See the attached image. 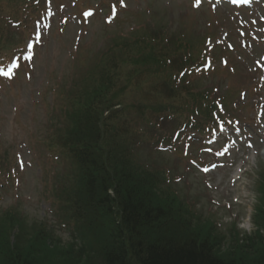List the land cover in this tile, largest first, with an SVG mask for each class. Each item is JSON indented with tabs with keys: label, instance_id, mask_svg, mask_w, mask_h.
I'll use <instances>...</instances> for the list:
<instances>
[{
	"label": "trees",
	"instance_id": "trees-1",
	"mask_svg": "<svg viewBox=\"0 0 264 264\" xmlns=\"http://www.w3.org/2000/svg\"><path fill=\"white\" fill-rule=\"evenodd\" d=\"M140 41L145 49L140 65L153 64L158 45H150L153 52L146 54L145 37ZM179 44L182 66L204 62L201 51L205 41L181 36ZM6 48L11 54L16 44ZM126 60L123 57L120 62ZM115 61L98 60L80 84L66 90L60 83L56 90L58 117L64 120L59 128L63 132L61 147L69 150L72 166L53 185V202L59 220L68 227H48L47 219L31 225L36 237L55 244L58 257L52 264H264V238L242 237L233 223L227 225L232 227L227 231L213 234V229L221 226L187 208L170 166L143 152L141 145L123 132V126L135 118L145 121L149 127L145 144L149 142L151 127H156L147 116L149 110L179 118L197 112L207 121L213 120L218 111L215 99L211 95L184 98L175 79L172 86L166 83L171 99L130 104L125 86L128 71L124 82L117 79L119 73L114 75L113 69L119 68L120 62ZM164 62L176 70V60ZM105 109L108 115H104ZM45 143L54 149V138ZM258 186L260 204L255 223L264 227V177ZM0 217L7 229L14 224L28 227L27 216L14 207L1 212ZM60 230L72 234L65 238ZM15 246L7 249L8 235L7 246L0 241L2 264H34L32 257L18 254L21 249L13 252Z\"/></svg>",
	"mask_w": 264,
	"mask_h": 264
},
{
	"label": "rangeland",
	"instance_id": "rangeland-1",
	"mask_svg": "<svg viewBox=\"0 0 264 264\" xmlns=\"http://www.w3.org/2000/svg\"><path fill=\"white\" fill-rule=\"evenodd\" d=\"M61 3L65 5L63 11L58 6ZM127 3V7L120 8L118 16L107 24L104 16L108 11H101L98 0H58L57 6L50 3L52 6L46 8L42 15H45L44 18L41 16L35 21L29 17L32 10L30 4L26 5V10H15L11 0H0V28L4 30L3 34L0 33V39L3 40L0 42V55L6 57V62L11 60L7 56L6 39L12 35L25 36V29L33 28L29 37L36 43L34 49L28 52V47L23 51L20 65L12 62L9 64L13 66L12 71L3 70L0 73V154L6 158L4 164L9 165L5 175H0V212L17 206L26 214L28 226L14 224L7 229L0 222V241L7 246L8 235L7 249L11 251L16 243L13 252H20L21 249L18 254L32 257L34 264H52L58 257L54 251L55 244L36 237V231L31 227L36 220L48 215L53 217V194L50 198L47 195L55 176L66 170L61 158L50 152L43 142L54 115L53 107L57 100L54 90L62 81H70L78 74L81 64L95 55L99 47L103 48L106 28H114L129 35L134 25L147 20L148 24L155 23L157 27L161 24L170 32L177 28L197 34L213 30L216 34L220 33L221 40L225 39L226 32L233 41L242 43L238 49L227 54L237 70L231 66L223 70L225 68L218 65L220 69L216 71L214 82L234 81L240 85L256 83L257 100L264 101V81L254 66L255 58L264 54V0L252 7L198 0H127ZM89 6L96 9L91 20L79 14V11ZM42 8L45 6L42 5ZM24 18L27 21L23 22ZM37 22L40 25L35 32ZM244 27L251 35L248 39L243 37L244 30L241 28ZM217 46L224 48L222 45ZM0 64L3 67L6 65ZM254 113L253 110L249 111L252 116ZM262 121L263 126L258 128L254 120L246 123L252 131L248 133V138L245 137L246 145L242 144L234 154L237 168L218 167L209 174H203L192 166L188 158L176 154L172 147L157 150L158 147H154L153 153L155 151L163 160L181 170L185 177L184 183L189 177L191 181L188 183L193 188L199 186L207 208L217 210L224 224L235 218V213H242L243 219H239L243 221L241 226L250 230L251 225L246 217L255 202V194H252L251 189L260 162L264 163V119ZM158 122L161 124L162 118ZM163 124L171 128L168 121ZM143 138L144 135L132 136V140L141 144L145 152ZM198 144L191 147L197 159L206 156L197 148ZM210 161L207 159V162ZM227 201L231 203L232 209L225 206ZM56 225L61 227L59 224L52 226ZM2 261L0 256V264Z\"/></svg>",
	"mask_w": 264,
	"mask_h": 264
}]
</instances>
